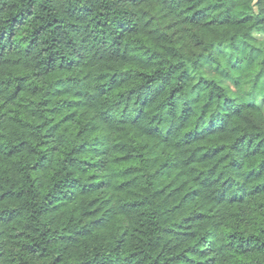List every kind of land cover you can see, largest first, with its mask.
<instances>
[{
    "label": "trees",
    "instance_id": "16d2710c",
    "mask_svg": "<svg viewBox=\"0 0 264 264\" xmlns=\"http://www.w3.org/2000/svg\"><path fill=\"white\" fill-rule=\"evenodd\" d=\"M183 2L187 4L183 8L184 22L197 28L203 43L210 47L219 48L235 40L236 28L249 20L248 16L236 22L227 18L222 0ZM13 12L8 16L9 43L0 48V226H12L11 231L0 232V245L5 251L12 244L25 256L35 257L36 264H92L84 259L85 247L108 244L119 251L121 264H189L193 260L194 264H207L201 254L205 251L202 241L210 217L221 208L235 213L243 203L228 198L201 202L205 199L201 189L206 187L207 174L213 169L219 172L230 151L239 159H229L228 164L247 169L246 192L257 198V219L264 217L258 207L264 203L258 200L264 197V133L248 126L241 113H234L227 122L248 126L241 135H228L227 125L220 124L197 132L199 117L194 105L177 104L180 115L185 116L181 140L194 133L183 144L161 140L131 121L104 131L109 121L95 112L91 94L75 86V80L87 79L86 64L53 67L43 73L49 77L45 81L21 62L12 48L17 36L25 40L26 48L40 47L38 41L60 27L56 22L60 17L47 24L41 20L38 27L30 26L32 38L26 39L20 29L32 11L22 8ZM88 17L95 19L91 13ZM75 19L79 20V16ZM105 24L106 21H96L101 32ZM173 27L167 25L169 30ZM123 31L120 56L100 73L104 83L110 85L108 91L117 98L139 100L146 115L153 105L154 117L162 106L171 112L183 87L179 76L173 73V79L165 73L155 87L146 78L161 56L178 59L176 53L183 47L182 41L167 39L155 30ZM244 36L259 39L248 33ZM51 40L53 44L58 42L56 35H51ZM44 43L46 47L40 52L45 61L52 62L47 50L52 44L46 40ZM126 47L134 48L137 58L125 59ZM258 51L253 48V52ZM250 63L255 72L232 65L236 73L243 74L233 76L227 85L217 84L216 78L227 77L215 71L206 72L196 83L201 85V91L214 85L230 90L245 86L251 76L250 86L256 88L264 80V61ZM172 67L169 63L168 68ZM76 70V77L58 75ZM250 118L260 119L255 109ZM189 122L194 126L189 127ZM37 187L46 190L44 202L26 217L28 197ZM5 203L8 207H2ZM37 232L38 243L32 239ZM54 246L62 251L50 260L47 253ZM232 251V264H249L248 252ZM24 264H29L27 259Z\"/></svg>",
    "mask_w": 264,
    "mask_h": 264
},
{
    "label": "clouds",
    "instance_id": "9594fccd",
    "mask_svg": "<svg viewBox=\"0 0 264 264\" xmlns=\"http://www.w3.org/2000/svg\"><path fill=\"white\" fill-rule=\"evenodd\" d=\"M222 2L224 8L228 10L225 13L227 18L236 22L241 17L248 16L249 20L236 28L235 40L217 48L215 45L210 47L203 43L197 34V28L184 22L183 8L187 4L183 0H0V48L9 43L8 16L14 14V9L24 8L32 11V16L28 17L25 26L20 29L26 39L32 38L30 26L38 27L41 20L47 24L60 17L56 21L60 27L55 33L46 35L38 41L40 47L26 48L25 40L17 36L14 38L12 48L21 62L26 63L45 81H48L49 77L43 76V73L53 67L86 64L89 75L86 80H75V86L85 88L87 93L91 94L89 99L94 101L95 112L109 121L108 125L103 126L104 131L110 126L115 127L122 122L131 121L143 131L159 136L161 140L172 143L180 141L183 144L184 140L194 135L189 133V136L181 140L184 136L185 116L180 115L177 104L184 103L185 107L194 105L196 109L199 117L195 124L197 132L201 128L208 131L211 127L220 124L227 125L226 132L231 136L248 131V126L264 133V80L253 88L250 86L252 77L248 76V84L230 90L214 85L201 91V85L196 83L206 72L215 71L227 77V79L216 78L217 84L227 85L233 76L243 74L236 73L232 65H242L243 68L255 72L256 69L253 68L250 60H255V63L264 61V22H261V18L264 17V0H222ZM89 13L95 19L89 18ZM76 16H79V20L75 19ZM96 21H106L103 32L96 25ZM170 24L174 26L172 30L167 28ZM123 30H155L164 33L167 39L175 41L179 38L182 41L183 47L176 53L178 59L169 60L161 56L156 67L152 68L150 76L146 78L150 79L152 86L155 87L160 84L165 73L173 79H175L173 73L179 76L183 87L175 98L176 102L172 104L171 112L162 106L157 110L159 115L154 117L152 109H155V105H153L146 115L139 100L117 98L108 91L110 85L104 83L100 73L120 56ZM244 33L259 39L250 40L244 36ZM51 35L57 36V43L53 44ZM45 40L48 44H52V47L47 49L51 52L52 62L45 61L40 52V48L46 47ZM243 41H246V44L242 43ZM128 43L129 41L126 40L125 44ZM253 48L259 51L253 52ZM124 58L129 60L137 58L135 49L126 47ZM169 63L173 65L171 69L168 68ZM156 68L160 71H156ZM180 72H183V75H180ZM189 73H191L190 77ZM78 74L79 70L72 73H58L60 76L72 77ZM186 77L189 78L187 83H185ZM52 79H55V75ZM62 83L69 82L62 81ZM140 99L142 100L143 97L141 96ZM253 109L257 111L260 119L250 118ZM234 113H241V119H247L248 126L238 127L237 124L227 123ZM156 121L159 123H155ZM209 121L212 122L211 125ZM193 126V123L189 122V127ZM180 151L177 149V155H180ZM239 151L243 153V145ZM229 159L235 162L239 157L235 152L230 151L224 163L219 166L220 171L213 169V173L207 174L208 178L204 181L206 187L201 189L205 199L201 202L206 204L212 199L228 198L242 200L243 203L235 213L223 208L214 212L210 217L207 235L202 241L205 251L201 255L207 260V264H232L234 260L232 250L243 249L249 253L247 257L249 264H264V217L257 219V198L246 192L247 169L233 167L228 164ZM44 195H46L45 189L37 187L33 190L32 196H35V199L33 200L32 196L28 197L30 204L25 208L26 217L33 208H40L44 202ZM246 195L249 197L247 200L244 199ZM258 200L264 201V197ZM2 207L8 205L5 203ZM258 207L259 212L264 213V203H259ZM11 230V225L0 226V232ZM32 239L38 243L39 233H35ZM59 251L62 249L54 246L47 253L49 259L54 260ZM97 253L103 254L97 255ZM119 255V251L108 244L103 247L87 245L84 250V259L91 261L92 264H121ZM198 258L200 257L194 259ZM25 259L29 264H36L35 257L25 256L14 245L10 244L7 251L0 245V264H24ZM189 264H194V260Z\"/></svg>",
    "mask_w": 264,
    "mask_h": 264
}]
</instances>
